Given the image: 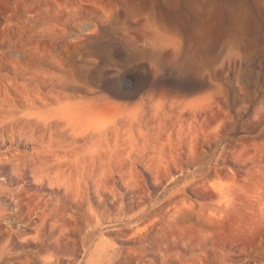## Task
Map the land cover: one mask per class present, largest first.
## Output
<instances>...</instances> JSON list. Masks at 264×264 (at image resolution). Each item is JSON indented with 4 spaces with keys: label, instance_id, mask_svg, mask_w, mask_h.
<instances>
[{
    "label": "rangeland",
    "instance_id": "374dc122",
    "mask_svg": "<svg viewBox=\"0 0 264 264\" xmlns=\"http://www.w3.org/2000/svg\"><path fill=\"white\" fill-rule=\"evenodd\" d=\"M228 178L261 198L264 0H0L10 264H227L187 234Z\"/></svg>",
    "mask_w": 264,
    "mask_h": 264
},
{
    "label": "bare ground",
    "instance_id": "6f19581e",
    "mask_svg": "<svg viewBox=\"0 0 264 264\" xmlns=\"http://www.w3.org/2000/svg\"><path fill=\"white\" fill-rule=\"evenodd\" d=\"M185 4L191 5L189 2H185ZM201 8L202 11L199 16L208 13L212 22H214L212 25V31L214 32L218 29V22L222 16V12L218 8L207 7L205 5ZM228 10L229 15H233V10ZM194 22H197V17H194L191 24ZM62 112L68 119L78 122L90 117L89 115L93 113V107L87 104L81 106L73 105ZM100 123L103 124L101 121ZM245 184L241 181H236V178H228L226 183L216 185V189L213 192H215L217 201L208 211H204L203 209L200 212L198 217L200 226L194 227V230L189 231L187 235H196L193 234L194 231L196 232L198 229H201L205 234V241L210 242L214 250H228L230 256L226 262L227 264H264V207L260 209L255 208V206H260L261 202L264 201V185L261 188V198L258 196L255 202L253 196H249L253 194L252 190L247 189L244 191L239 189L241 187L249 188ZM243 204L247 205L249 209H242ZM26 223L29 227L33 225L31 222ZM1 229L0 237L4 236ZM22 246V244L8 243L6 245L0 243V264H10L7 255L10 254L11 250L24 249ZM19 257L23 258V264H39L35 261L33 263L30 262L26 256ZM41 264H46V262Z\"/></svg>",
    "mask_w": 264,
    "mask_h": 264
}]
</instances>
